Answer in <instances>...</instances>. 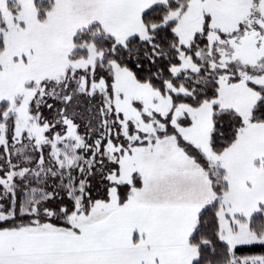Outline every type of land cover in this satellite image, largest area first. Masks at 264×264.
Wrapping results in <instances>:
<instances>
[{"label":"snow or ice","instance_id":"snow-or-ice-1","mask_svg":"<svg viewBox=\"0 0 264 264\" xmlns=\"http://www.w3.org/2000/svg\"><path fill=\"white\" fill-rule=\"evenodd\" d=\"M0 264H264V0H0Z\"/></svg>","mask_w":264,"mask_h":264}]
</instances>
